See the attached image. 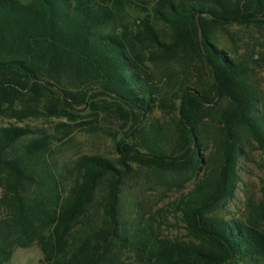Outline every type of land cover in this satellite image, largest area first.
Listing matches in <instances>:
<instances>
[{"label":"trees","instance_id":"16d2710c","mask_svg":"<svg viewBox=\"0 0 264 264\" xmlns=\"http://www.w3.org/2000/svg\"><path fill=\"white\" fill-rule=\"evenodd\" d=\"M125 14L123 0H0V264L34 243L43 264H100L103 244L121 238L120 191L129 163L181 189L193 183L173 206L199 244L143 231L125 238L150 264H264V180L261 199L248 198L246 217L214 214L234 199L247 148L264 156V98L254 62L220 49L214 35L234 24L264 26V0H161L152 16L135 18V33L121 24ZM159 24L169 27L171 42L160 39ZM147 40L173 58L198 59L208 80L161 85L138 47ZM100 95L113 101L104 110L132 119L133 136H141L146 152L138 144L119 146L127 171L101 157L81 158L64 171L53 155L56 136L2 125V119L71 118L70 110L93 106ZM155 108L179 113L172 149L162 145L158 127L141 126ZM206 115L217 128L207 154ZM90 208L86 230L75 232Z\"/></svg>","mask_w":264,"mask_h":264},{"label":"rangeland","instance_id":"374dc122","mask_svg":"<svg viewBox=\"0 0 264 264\" xmlns=\"http://www.w3.org/2000/svg\"><path fill=\"white\" fill-rule=\"evenodd\" d=\"M29 2L30 0H23ZM126 14L121 24L128 26L134 33L139 30L135 22L137 16L151 15L154 8L161 0H123ZM239 1V0H236ZM243 2V0H241ZM147 10V11H145ZM160 39L171 42L169 27L159 24ZM214 42L227 52L236 53L238 56L250 57L256 69L254 81L264 98V26L256 24H234L225 29L218 30L214 35ZM139 49L146 57V65L163 86L176 88L179 84L190 81V86L199 82L201 76L208 80L207 71H199L201 61H183L173 58L159 50L157 45L150 41L138 44ZM173 89V88H172ZM112 103L105 96L95 97V103L84 105L70 110V117L46 119L37 117L24 123L15 120L2 119L3 126L17 125L42 128L49 134L56 136L53 141L54 158L57 159L62 170L70 169L78 160L85 157H101L117 164L120 171L126 168L119 163L122 155L119 146L125 144H138L141 136L134 137L132 119L123 116L117 111L104 110V102ZM112 109H115L114 107ZM180 117L177 110L155 108L147 114L141 126L148 128L154 126L160 129L164 139L162 145L172 149L177 139V125ZM203 133L206 139L204 153H209L217 138V128L214 121L207 115L203 120ZM136 147V146H134ZM248 156L242 161L241 181L238 183L234 199L230 203L221 204L214 212L222 218L232 214L238 218L248 215V198L256 202L262 197L264 180V156L255 147H248ZM129 174L124 180L120 191L119 219L121 238H110L108 244H103L100 251V264H150L149 260L138 245L128 243L125 238L138 232L156 235L162 239L184 243L199 244V240L191 236L185 224L177 215L173 204L192 187L187 183L185 188L173 186L172 179L161 177L160 172L152 168L142 167L129 163ZM127 171V170H126ZM93 209L80 219L75 227V232H84L89 224L88 218ZM100 214L105 215L102 210ZM99 223V222H98ZM264 227V223L262 224ZM44 254L42 247L34 243L29 247H18L9 264H43ZM243 264V263H240Z\"/></svg>","mask_w":264,"mask_h":264}]
</instances>
